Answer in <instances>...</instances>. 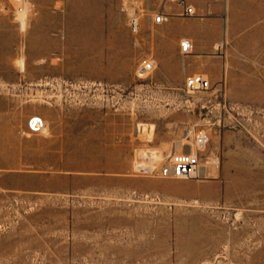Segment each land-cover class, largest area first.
Listing matches in <instances>:
<instances>
[{"label": "rangeland", "instance_id": "374dc122", "mask_svg": "<svg viewBox=\"0 0 264 264\" xmlns=\"http://www.w3.org/2000/svg\"><path fill=\"white\" fill-rule=\"evenodd\" d=\"M177 6L0 0V117L31 111L0 132V166L33 173L0 172V264H264V28ZM192 75L210 88L186 92ZM175 154L194 177L158 173Z\"/></svg>", "mask_w": 264, "mask_h": 264}, {"label": "crops", "instance_id": "0c3cea01", "mask_svg": "<svg viewBox=\"0 0 264 264\" xmlns=\"http://www.w3.org/2000/svg\"><path fill=\"white\" fill-rule=\"evenodd\" d=\"M185 3L191 6L195 13L197 11L205 14L206 20L210 21L216 29H232L235 27L264 28V0H185ZM177 10H180L179 6H177ZM238 14L242 16L239 17ZM237 23L243 24L237 25ZM206 42L213 43L212 40H206ZM30 113V110L19 109L13 113V118L3 113L0 117V132L7 137L14 134L18 127H24ZM6 141L7 144L2 146V148L8 150L10 148L8 138ZM19 165L20 162L18 161H3L0 166V172L21 174L24 177L27 174H33L30 171L21 170L17 167ZM20 181L19 185L21 187L30 186L28 183L30 181L26 179Z\"/></svg>", "mask_w": 264, "mask_h": 264}, {"label": "built area", "instance_id": "2783aa9c", "mask_svg": "<svg viewBox=\"0 0 264 264\" xmlns=\"http://www.w3.org/2000/svg\"><path fill=\"white\" fill-rule=\"evenodd\" d=\"M175 2L180 7L179 16L180 17H192L195 15V10L185 3V0H175ZM167 15L161 12H157L152 18L153 24H161L167 20ZM127 27L134 37H137L140 33L141 21L140 15L137 12H133L127 17ZM192 49V43L187 38H182L179 41V52L182 55H188ZM155 69V62L153 60H145L142 62L137 69L140 75L148 74ZM184 90L186 92H198L206 91L210 88V84L207 79L203 78L201 75H192L185 79L183 84ZM27 132L30 134H41L45 132L46 126L42 118L38 116L30 117L26 122ZM197 143L202 145L206 142V137L204 135H199L197 137ZM198 159L196 156L191 154H175L171 156L169 162L163 165L158 173L161 176H173V177H194L198 170ZM145 170L144 168H142Z\"/></svg>", "mask_w": 264, "mask_h": 264}, {"label": "bare ground", "instance_id": "6f19581e", "mask_svg": "<svg viewBox=\"0 0 264 264\" xmlns=\"http://www.w3.org/2000/svg\"><path fill=\"white\" fill-rule=\"evenodd\" d=\"M22 19H23V17H21ZM23 24H25V23H23Z\"/></svg>", "mask_w": 264, "mask_h": 264}]
</instances>
